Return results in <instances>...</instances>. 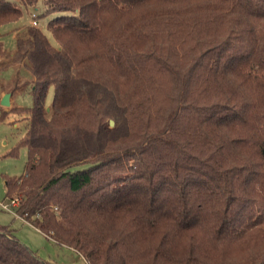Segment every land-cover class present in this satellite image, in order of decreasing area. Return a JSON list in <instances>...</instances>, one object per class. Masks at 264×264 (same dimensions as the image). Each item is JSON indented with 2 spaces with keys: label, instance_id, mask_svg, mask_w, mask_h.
Here are the masks:
<instances>
[{
  "label": "trees",
  "instance_id": "trees-1",
  "mask_svg": "<svg viewBox=\"0 0 264 264\" xmlns=\"http://www.w3.org/2000/svg\"><path fill=\"white\" fill-rule=\"evenodd\" d=\"M21 1L73 14L0 38L35 77L16 213L89 264H264V0ZM0 264L50 263L0 225Z\"/></svg>",
  "mask_w": 264,
  "mask_h": 264
},
{
  "label": "rangeland",
  "instance_id": "rangeland-1",
  "mask_svg": "<svg viewBox=\"0 0 264 264\" xmlns=\"http://www.w3.org/2000/svg\"><path fill=\"white\" fill-rule=\"evenodd\" d=\"M11 1L20 3L23 14L18 21L0 26V38L8 50H14L15 37L22 33L26 26L32 25L34 19L37 21L35 26L48 36L53 45H58L48 29V23L58 16L70 15L73 12L47 11L42 5L31 7L26 6L21 0ZM34 87L35 77L28 61L12 63L7 58H0V118L5 116L4 120H0V225L8 227L18 239L50 264H85L87 260L80 253L71 247L55 243L32 224L17 216L13 210H7L1 205L2 202L10 204L11 201L6 194V176L23 175L27 163V149L24 146L18 149L17 155L8 154L25 135L28 123L26 113L19 114L11 109L31 107L35 99ZM7 93L10 94L12 103L10 107L2 104ZM54 95V85H50L44 100L45 114L48 118L52 114ZM114 126L115 121L110 127Z\"/></svg>",
  "mask_w": 264,
  "mask_h": 264
},
{
  "label": "built area",
  "instance_id": "built-area-1",
  "mask_svg": "<svg viewBox=\"0 0 264 264\" xmlns=\"http://www.w3.org/2000/svg\"><path fill=\"white\" fill-rule=\"evenodd\" d=\"M33 16L35 17L36 15H33ZM33 24L37 25V21L35 19L33 21ZM10 200H11L10 204L2 202L1 205H2L3 208H5L7 210H13L14 213L17 214L16 213V208L19 205V200L16 197L10 198ZM85 264H89V263L87 261H85Z\"/></svg>",
  "mask_w": 264,
  "mask_h": 264
},
{
  "label": "water",
  "instance_id": "water-1",
  "mask_svg": "<svg viewBox=\"0 0 264 264\" xmlns=\"http://www.w3.org/2000/svg\"><path fill=\"white\" fill-rule=\"evenodd\" d=\"M2 104L5 106H9L10 105V94H6L3 98ZM110 125L113 126L114 125V120H110Z\"/></svg>",
  "mask_w": 264,
  "mask_h": 264
},
{
  "label": "crops",
  "instance_id": "crops-1",
  "mask_svg": "<svg viewBox=\"0 0 264 264\" xmlns=\"http://www.w3.org/2000/svg\"><path fill=\"white\" fill-rule=\"evenodd\" d=\"M12 105V103H11V99H10V105H9V107ZM17 216H18V214H16ZM20 217V216H19ZM21 218V217H20ZM21 219H23V218H21ZM24 220V219H23ZM55 242V241H54ZM55 243H57V242H55Z\"/></svg>",
  "mask_w": 264,
  "mask_h": 264
}]
</instances>
